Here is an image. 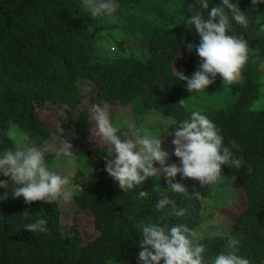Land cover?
I'll use <instances>...</instances> for the list:
<instances>
[{"label": "trees", "instance_id": "16d2710c", "mask_svg": "<svg viewBox=\"0 0 264 264\" xmlns=\"http://www.w3.org/2000/svg\"><path fill=\"white\" fill-rule=\"evenodd\" d=\"M116 2L118 21L105 26L97 21L99 17L89 16L82 8V0H0V154L18 145L8 135L12 125L28 135L29 144L56 141V132L37 113V108L51 104L65 109L69 122H63L62 128L68 130L71 123L73 139L78 142L79 151L86 153L96 179L74 191L69 203L58 200L51 204H26L22 196L17 200L2 197L1 190L0 264H138L137 241L143 225L186 223L196 230L205 220L204 198L211 194L214 184L202 187L199 181L185 178L180 182L189 193L199 192L198 197L185 198L168 190L162 174L148 177L134 190L122 192L103 170L106 146L85 147L94 128V122L89 120L90 105H84L88 95L93 94L92 104L116 101L124 108L131 105L136 119L157 110L172 116L177 123L189 119L193 111L185 98L194 99L202 93L188 92L187 82L174 76L175 59L187 50L186 43L199 44L194 26L186 24L192 14L188 5L196 0ZM232 2L245 12L252 7L251 0ZM220 4L222 0H209L210 7ZM248 18L247 28L232 21L233 31L243 34L250 47L257 50L249 54L243 77L232 84V102L216 111H200L220 130L225 146L233 139L240 145L237 156L243 157L241 168L223 165L222 177L242 188L247 197L246 208L228 230L197 237L206 247L209 264L221 252L248 258L250 264H264V110L250 107L261 93L257 74L264 65V3L249 11ZM107 27L124 33V39L117 40L119 48L129 50L127 37L143 45L144 58L133 50L121 56L101 55L96 38ZM200 63L195 52L184 74L191 77ZM220 79L217 74L214 88ZM84 81L91 84V90L82 88ZM182 99L184 103L180 105ZM176 126L169 128L173 131ZM55 158L54 154L46 155L48 163L52 164ZM171 161L179 165V158ZM233 175L237 177L235 181L231 180ZM0 179L6 177L0 175ZM139 191L148 192V197L140 198ZM160 193L175 199L178 209H186V214L177 217L171 206L156 211ZM67 203L71 209L93 214L97 230L94 239L83 244L75 226L63 229ZM25 209L30 212L29 218L23 215ZM36 218L47 220V233L23 228ZM225 233L241 239L239 249L227 247Z\"/></svg>", "mask_w": 264, "mask_h": 264}, {"label": "clouds", "instance_id": "9594fccd", "mask_svg": "<svg viewBox=\"0 0 264 264\" xmlns=\"http://www.w3.org/2000/svg\"><path fill=\"white\" fill-rule=\"evenodd\" d=\"M261 3L264 0H251L252 7L248 12L257 9ZM82 8L92 19L108 16L113 23L118 21L115 13L119 4L116 0H82ZM188 11L192 14L186 24L191 28L194 26L200 40L198 45L187 42L185 46L189 52L195 49L201 63L191 77L176 69L174 76L187 82L186 90L190 93L203 91L214 84L217 74L229 85L239 82L249 54L257 50L250 47L243 34L237 35L233 31L232 21L247 28L248 12L242 11L232 0H222V4L211 7L209 0H196L195 4L188 5ZM261 30L264 31V26ZM178 103L183 105L184 100ZM89 120L94 122V136L106 146L103 170L118 183L122 192L134 190L148 177H159L163 173L171 193L185 198L198 197V191L190 194L188 187L175 179L178 173L182 178L197 180L205 187L221 181L223 165L240 169L243 164V157L237 156L240 145L236 140H230L229 146H225L220 130L200 111H192L189 119L177 122L175 125L178 126L168 133L173 136L171 143L179 165L166 164L170 154L162 147V136L149 134L134 125L130 126V136L119 134L120 129L114 124L106 103L92 104ZM8 135L11 138L14 133L9 132ZM23 140H29L27 134L23 135ZM49 153L69 159H75L77 154L68 139L60 143L45 140L39 145H17L14 149L5 150L0 155V175L7 178L0 179V188L5 189L4 197L7 198L9 193L13 199L22 196L26 204L35 201L51 204L61 199L70 201L74 194L72 178L50 168L46 161ZM154 162L161 167H155ZM247 171L251 173L252 169ZM236 179L235 175L231 177L232 181ZM160 194L162 198L155 204L156 211L171 206L177 217L186 214V209H178L175 199L165 193ZM148 195L146 191H139L140 198ZM23 215L29 218V210L25 209ZM47 223L46 219L36 218L23 228L32 233H47ZM223 238L229 248L239 249L241 246V239L231 233H225ZM137 245L140 249L138 264H161V261L163 264H209L205 259L207 250L204 243L197 238L195 229L186 223L171 226L155 222L145 224ZM212 264H250V260L232 252H221L215 255Z\"/></svg>", "mask_w": 264, "mask_h": 264}, {"label": "rangeland", "instance_id": "374dc122", "mask_svg": "<svg viewBox=\"0 0 264 264\" xmlns=\"http://www.w3.org/2000/svg\"><path fill=\"white\" fill-rule=\"evenodd\" d=\"M97 21L105 26L113 24L111 17L108 16L99 17ZM124 37V33L122 31L120 32L116 27L103 28L96 38L98 52L105 57H113L124 55V53H129V50H133L138 56L144 58L143 55H145V51L143 50L145 47L130 37H127L126 39V44L129 50H124L118 47L117 40L124 39ZM196 44L198 45V43ZM115 47L117 49L116 51L113 49ZM194 53V49L191 52L187 49L185 52L180 53L174 62L175 69L177 71H185L186 67L192 62ZM242 77L243 75L241 74V78ZM257 83L260 87L261 93L250 107L253 110H264V65L259 68ZM82 88L87 90L92 89L91 84L87 81L82 83ZM232 88V85L223 82L221 78L220 81L217 82L216 88L211 84L207 86L205 90L201 91V95L194 96V99L190 97L188 99L185 98V101L188 100V108L193 111H203L202 109L216 111L228 106L232 102L234 97L232 94ZM92 96L93 94L90 96L88 95L87 99L84 101V105H90L91 107L93 100ZM107 105L110 108L114 124H117L120 129L119 134L130 136V126L134 125L136 128L143 129L149 134L162 136L164 138L162 147L170 154L166 164H171L172 159H178V157L174 155V145L171 143L173 136L168 134L172 132L169 127L176 123L175 118L164 112L153 110L144 118L136 119L132 114L133 108L131 105L124 108L116 101L108 103ZM64 111L65 109L62 107H56L51 104L37 108L38 117L41 120L48 122L51 129L54 130L59 137L56 141L53 140L52 143H60L65 139H68L71 140V143L73 144V148L77 153L75 159L56 157L52 164H48L51 169L61 174L70 175L72 178L73 192H76L96 180L95 170L93 169L86 153L84 151H79L80 146L78 142L73 139L71 123L68 124V130L62 128L63 122H69L67 114ZM74 113H76V110H74ZM11 132L14 133L13 138L17 141L18 145L23 146L24 144H29L27 141L23 140V134L19 127L12 125ZM84 144L86 148L104 146L99 142L98 138L94 136L93 131L91 136L85 140ZM3 153L4 152L0 155H3ZM154 166L158 168L161 167L158 162H154ZM162 174L163 173L160 175ZM164 179H166V177H164ZM176 179L181 182L185 180V178H182L179 173L177 174ZM1 190L3 191L2 197H4L5 189L0 188V191ZM6 199L17 200L18 198L13 199L9 193ZM61 200L63 201L62 203H65L63 199ZM68 203L65 206L67 209L63 216V229L69 230L72 226H75L83 244L94 239L97 236V230L95 228L93 214L89 211L79 212L76 209H71L68 207ZM246 205L247 197L244 190L242 188L234 187L227 179L222 177L220 182L214 184L211 194L204 198L203 217L205 220H203L195 230L197 237L209 233L218 234L228 230L240 213L244 211Z\"/></svg>", "mask_w": 264, "mask_h": 264}]
</instances>
